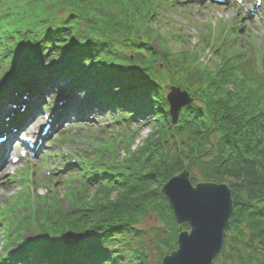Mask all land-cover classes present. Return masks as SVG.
<instances>
[{
  "label": "trees",
  "instance_id": "trees-1",
  "mask_svg": "<svg viewBox=\"0 0 264 264\" xmlns=\"http://www.w3.org/2000/svg\"><path fill=\"white\" fill-rule=\"evenodd\" d=\"M144 1L162 10L176 8L169 0L138 2L145 5ZM14 3L16 8L7 15L3 26L11 37L12 56L18 54V60L24 53L36 57L40 40L46 36V40L50 38L47 44L53 48L51 60H60V50L64 55L66 49L76 51L70 67L75 84L85 82V86L101 94L111 91L110 96L100 99L117 104L115 108L133 119L154 121L153 125L148 123L153 128L150 138L137 152H131L129 136L133 132L127 135L132 126L129 123L118 132L96 133L98 139L87 136V140L97 143L93 147L96 160L84 164L89 184L80 180L74 184L71 179L61 182L74 200L70 202L71 209L35 217L36 224L41 226L42 239L25 247L21 258L9 261L146 264L143 240L137 237L138 230L135 234L132 230L140 220L155 213L169 232L156 235L161 264L166 255L177 250L179 235L162 189L170 179L187 170L194 184H224L231 191L234 213L225 230L222 251L213 264H264V61L258 68L254 60L255 52L264 54V45L257 50L248 38L241 36L238 26L226 36L221 31L217 35L211 32L203 35L202 44L210 46L216 55L211 68L215 66L210 70L200 66L190 70L187 82H193L190 83L194 103L182 111L179 123L174 126L167 99L161 94V82L154 76L159 74L161 78L166 70L168 74L182 76L187 70L183 63L180 66L178 63L174 70L168 68L163 61L173 62V55H158L144 40L145 35H137L135 24L147 15L132 4L127 11L117 0H15ZM119 15L124 18L119 20ZM145 50L150 54H145ZM198 58L193 57L195 62ZM8 70L5 68L2 74H8ZM95 77L99 79L97 83ZM187 82L181 85L189 91ZM170 140L174 146H170ZM122 146L126 148L127 159L119 166L104 162V158L117 155ZM67 232L91 237L77 246H65L62 238ZM134 239L140 244H134Z\"/></svg>",
  "mask_w": 264,
  "mask_h": 264
},
{
  "label": "rangeland",
  "instance_id": "rangeland-1",
  "mask_svg": "<svg viewBox=\"0 0 264 264\" xmlns=\"http://www.w3.org/2000/svg\"><path fill=\"white\" fill-rule=\"evenodd\" d=\"M14 1L15 0H11V1L0 0V10L2 14L6 13L5 9L8 5H10L11 7L15 5ZM138 1L139 0H117L118 3L124 5V8L127 11L129 10L130 4H132V7L135 8L138 12L141 11L145 15H147V18L143 16L140 17V20H138V23L135 24L134 29L138 33L137 34L138 36H140L141 34L145 35L146 38H144V40L150 43V45L152 46V50H154L158 55L169 54L171 56L173 55V57L175 58L173 62L169 60H164L165 62L163 61V63L166 64L168 68L172 70L176 68V65L178 63L179 66L180 63H183V67L186 68L187 70L185 72L188 74V76H186V73H184L182 76H180L181 73L174 75L168 74L169 73L168 70H166V73H164L163 76H161V78L159 74L154 76V79L157 80V82L159 81L161 82V94L163 95V98L167 99V95L171 92V88L173 87L186 90L191 96L192 94L191 92L193 90L192 88L193 86H191L192 85L191 83L193 82L192 80L189 82L187 81L190 78V72L192 71V69L194 70L195 68H198L197 66H200L202 67V69L206 68V70H210L215 66L214 65L211 68V63L216 60V55L213 52H211L210 46L205 47V45L202 44L201 41L202 36L207 34L208 32H211L209 34L217 35L218 32L220 31L222 32L220 33L222 34V36H226L229 33L227 34L223 33L224 27H221L222 25L229 24L231 27H234L236 22L239 21L243 22L245 19H243V16L241 14H239V11L236 7L232 8L230 6L211 5L207 3L205 0L200 5L194 4L192 2L185 4L183 3L184 1L183 0L181 2L182 4H178L179 6L173 8L172 11L158 9V6H154L152 4L150 5L146 3V1H144L146 4L143 5ZM159 1H163L165 3L167 0H159ZM172 2L175 3L174 0H169V3ZM253 4L254 2H252L251 5ZM116 7H118L117 4ZM263 9H264V4H263ZM12 12L13 9L11 10L10 14ZM169 13L170 15H167ZM236 16L238 17L236 18ZM262 16H263L262 13H260L259 21L257 20L255 22H250V23L248 22L249 24H246L244 26V29L241 32V36H247V35L253 36V40L257 44L264 42V22L262 21ZM117 18L121 20L122 18H124V16L119 15ZM241 25H244V23H241ZM235 28L232 29V31L235 30ZM147 31L150 33V35ZM179 36L180 38H178ZM118 45H119V49H122L121 43ZM145 51L147 52V53L145 52V54L147 55L150 54L149 50H145ZM72 55H74V50ZM218 55L220 56L221 54ZM198 56H199V60L197 59L195 62L193 57L195 58ZM70 63H74V57L70 58ZM159 64L161 65V59L159 60ZM1 82H3V80L0 79V83ZM185 82H187L186 84L189 86V91L187 90L188 88L184 89L182 87V85H184ZM34 87H36V85ZM63 90H66L67 93L70 92L69 88ZM197 106L202 107L199 104H197ZM182 111L179 115V118L182 116ZM119 117H120L119 114H115L114 117L110 118L104 113L103 115L101 114L100 116H97L96 119L100 120L99 122L101 123L100 125H103L104 128H107L106 123L110 121L109 119L114 120ZM139 120L140 121L136 123V125H134V127L132 128L135 131L137 130V128L140 129L132 136V139L129 140L130 143L132 142L130 144L131 152H137L138 150H140L142 145L145 143V141L150 138V135L153 131L152 123L154 119L153 120L150 119L151 122L147 118L139 119ZM145 121H148L149 125L150 123L152 125L149 126L148 124H146L148 126H144V123H146ZM95 123L88 121L86 125H83L82 126L83 129H87L85 133H81V130L79 128L71 129L69 133L65 134L66 138L63 137L65 130L59 132L60 134H58L57 137L56 135L52 137L53 138L52 141L49 142V146L47 145V147L44 149V152L52 153L55 155L58 154L59 156H61L63 151H65L64 156H66L67 153L71 152L73 156L76 157L78 155L77 152L81 151L82 147L87 148V146H90L88 151L90 150L93 151V147H95L97 143L96 142L92 143L90 140L83 141V139L85 136L86 137L91 136L92 134L96 135V133L93 131H95L98 128L100 129V125L99 123L97 124ZM30 124L31 122H28L26 124V127L28 126V130L33 135L35 131L34 124H32V127H30ZM22 132H25V129H23ZM133 137L135 138L133 139ZM214 139L215 136H212L211 140L214 141ZM70 140H75L76 142H70ZM68 141L70 143L66 144ZM100 142L101 140H99V143ZM85 143L91 144L92 146ZM173 143L174 142H171L170 140L169 142L170 146H174ZM123 144L125 146L129 145V143L128 144L123 143ZM173 151L174 148H172L171 152ZM126 154H127L126 148L122 146L118 150L117 155L116 153H114L112 156L106 157L103 160L104 162L111 164L113 166L115 165L119 166L118 163H120L125 158L127 159ZM96 158H97L96 156L88 157L87 162L88 160L94 161L96 160ZM23 162H24L23 164H20L18 166L8 165V167H6V169L3 172H0V210L2 208V204L6 199L14 196H18V198L12 199V201L2 209V211L5 212V218L3 220L4 227L2 226V224H0L1 226L0 227V258L1 256H3L4 253H6L8 249H10V251L13 252L16 251L18 247V244L16 242L20 235L19 233L22 231L21 230L22 227L28 225V221H31L32 218H34L32 222L36 223L35 217L38 218V216H42V215L49 216V215H54L59 211H63V212L67 211L71 209L72 205L70 204V202L71 201L74 202L72 197L69 196L67 189L63 187L61 182L60 183L57 182L58 180H61L63 183H66L67 180L68 181L70 180V177H65L60 175L65 173H60V171L57 170L56 174H54L53 176L56 177V179L53 180L54 182L43 183L42 181H40V178H38V175L40 176L42 175L40 172L42 169L41 166L44 164V162H39L38 160H32V161L30 160L29 162L27 161H23ZM22 166H24V168H27L28 166L29 167L32 166L34 168V172L31 174V176H29V179L26 180V183L23 180L24 177L23 174H22L23 177L18 176V178H14L12 174L13 171L17 172L20 169H22ZM43 167H48L49 168L48 171L50 172H54L55 170L54 169L55 165L53 163H48L47 166H45L44 164ZM188 173L190 174V171H188ZM109 181H111V179ZM71 182H75L74 184H76V180L74 179H71ZM36 183L40 184V186H38ZM191 183L194 187L198 184V183L194 184L192 181ZM199 183H203V182H199ZM66 185L69 186L68 183ZM25 188L26 190H24ZM92 190H93L92 192H94L95 189ZM20 194L22 196H20ZM172 214L176 221L174 213ZM177 225H178V230L180 232L179 229L180 225L178 223ZM185 227L186 226H184V228ZM36 229L37 227H34L33 229L30 228L24 231V234L28 235V237L23 236L24 241L26 240L32 241L38 239L37 240L38 242L40 236L37 234ZM158 229H160L161 232L157 233ZM135 230L139 231L137 237L143 240L142 247L145 250L147 257L146 264H159L161 255H160L159 245L157 242L158 236L156 235L162 234L163 236L164 234L169 233L168 230L165 228L164 223L159 219V217L155 213H151L149 214V216L140 220L139 223L133 227L132 231L134 232V234L136 233ZM125 239H130V238L128 237ZM139 242L140 241L134 239V244L135 243L140 244ZM35 243L36 241L32 242V245H34ZM131 250H132V245H130V253Z\"/></svg>",
  "mask_w": 264,
  "mask_h": 264
},
{
  "label": "water",
  "instance_id": "water-1",
  "mask_svg": "<svg viewBox=\"0 0 264 264\" xmlns=\"http://www.w3.org/2000/svg\"><path fill=\"white\" fill-rule=\"evenodd\" d=\"M170 116L175 125L183 108L193 103L186 90L171 88L167 96ZM179 181V184L175 182ZM200 189L201 191H197ZM162 193L180 225L178 248L166 255L162 264H213L223 248L224 234L234 213L228 186L212 183L192 185L188 171L170 179ZM188 225L189 230H184ZM88 236L68 232L64 243L77 244Z\"/></svg>",
  "mask_w": 264,
  "mask_h": 264
},
{
  "label": "bare ground",
  "instance_id": "bare-ground-1",
  "mask_svg": "<svg viewBox=\"0 0 264 264\" xmlns=\"http://www.w3.org/2000/svg\"><path fill=\"white\" fill-rule=\"evenodd\" d=\"M13 90L14 89H12L11 91H8V93H10L9 94L10 96H13L11 99H13V98L17 99V97L15 96V93L13 92ZM18 104H20V103H18ZM7 105H9V104H7ZM46 136H48V134L43 135L44 138H46Z\"/></svg>",
  "mask_w": 264,
  "mask_h": 264
},
{
  "label": "snow or ice",
  "instance_id": "snow-or-ice-1",
  "mask_svg": "<svg viewBox=\"0 0 264 264\" xmlns=\"http://www.w3.org/2000/svg\"><path fill=\"white\" fill-rule=\"evenodd\" d=\"M176 184H179V181L175 182ZM197 191H201L200 189H198Z\"/></svg>",
  "mask_w": 264,
  "mask_h": 264
}]
</instances>
